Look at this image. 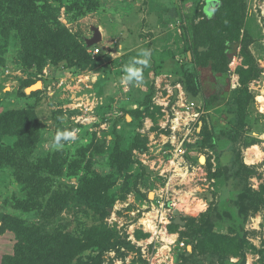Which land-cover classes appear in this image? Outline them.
Instances as JSON below:
<instances>
[{"label":"rangeland","instance_id":"rangeland-1","mask_svg":"<svg viewBox=\"0 0 264 264\" xmlns=\"http://www.w3.org/2000/svg\"><path fill=\"white\" fill-rule=\"evenodd\" d=\"M149 2L173 4L0 0V264L27 253L37 264H219L218 253L264 264V0L182 3L197 16L192 62L181 49L180 68L213 61L238 87L212 115L237 129L221 157L205 142L201 103L160 78L161 65L137 64L140 84L123 79L151 49L126 30ZM64 131L75 140L56 145ZM174 136L186 140L184 157ZM228 203L240 219L248 212L244 241ZM216 209L225 221L209 228L202 218ZM184 238L185 248L170 246Z\"/></svg>","mask_w":264,"mask_h":264},{"label":"crops","instance_id":"crops-1","mask_svg":"<svg viewBox=\"0 0 264 264\" xmlns=\"http://www.w3.org/2000/svg\"><path fill=\"white\" fill-rule=\"evenodd\" d=\"M169 2L173 3L172 5H168L167 10H164V4H161V8L159 9L157 6H155V4H153V2H149L146 5V9H144V16L142 15V13H140V18H136V21L139 23H135L136 21L134 20H130V25L128 23L126 30L128 31L129 29H131V31H133L134 35H136L135 37H139L142 40L141 44H146L147 48H149V46H151V49H149L150 55L149 58L147 60L152 61V64H159L162 66L161 70V75L160 78H167V79H171L174 81H176L177 83V89L180 90V92L183 94V91H186L185 89V76H184V69H181L180 67L183 68V65H181V63L179 62L180 60L178 59V54L181 55V49H185L186 51V42L183 38L182 35V26H185V21H184V17L186 15V12L183 11L182 8V2L180 0H169ZM167 6V4L165 5ZM180 6L182 8L181 13L178 14L177 12V7ZM170 8V9H169ZM211 8V7H210ZM209 8V9H210ZM216 8H217V4H216ZM215 7H212L210 10H214L216 9ZM191 13V11L189 12V14ZM146 20V21H144ZM133 24H138L137 26H132ZM111 27V25H110ZM143 31H148L149 34L146 35L144 34ZM143 37L148 38V37H153L151 41L149 42H144V40L142 39ZM177 37V38H176ZM144 38V39H145ZM103 40V38H102ZM116 41H114L113 44H115ZM128 50H133L134 47L136 46L135 44H131L128 43ZM170 44L174 45V46H170ZM189 44V43H187ZM98 46H100V44H96ZM144 48H146V46H143ZM136 49V48H135ZM192 49V48H190ZM114 51L116 50V48L113 49ZM187 52V51H186ZM102 53V52H101ZM187 59L189 58V60L192 62L191 58H192V54L191 52H187ZM133 56L130 55L128 58H132ZM188 60V61H189ZM260 64L262 63V65H264L263 61L261 59H258ZM151 63V62H150ZM149 63V64H150ZM260 64H258L260 66ZM264 67V66H263ZM199 70H201L202 73V79L203 81H206L211 78V80L213 79V77L211 76V74L207 71V73L203 70L204 68L201 67H197ZM196 68H193V70ZM216 69V68H215ZM217 70V69H216ZM219 71V70H217ZM264 75V73H262ZM237 82V79H235ZM229 82H230V88H229V93L227 96V100L226 103H224V105L219 106L217 108L211 109L209 111H206L204 108V102H203V98H202V94H199L197 99H191V97H189V99L193 100V101H197L201 103V107L202 110L205 114V116L207 115L206 121L208 123V125L211 127H215L218 126L216 125L214 122L219 123V121H221L220 119L216 118V116H212L213 114L216 115V112H218L219 110L222 109V107H224L225 105H227L228 100H230L231 95L233 94L234 90H238V87H234L232 85V90H231V79H230V75H229ZM260 83V82H258ZM233 84V81H232ZM207 86L209 87V84L207 83ZM187 94V93H186ZM259 99V95L257 96V101ZM192 101V102H193ZM260 105V103H259ZM212 116V117H211ZM219 120V121H218ZM222 123V121H221ZM220 124V123H219Z\"/></svg>","mask_w":264,"mask_h":264},{"label":"trees","instance_id":"trees-1","mask_svg":"<svg viewBox=\"0 0 264 264\" xmlns=\"http://www.w3.org/2000/svg\"><path fill=\"white\" fill-rule=\"evenodd\" d=\"M183 5H189L192 0H180ZM182 8L180 6L177 7L178 14L181 13ZM196 10V8H195ZM197 16V12L195 13L194 10H191L190 14H186L184 17L185 26H182V35L186 42V51L192 52V50L189 47L188 42V31L193 30V21L194 17ZM187 25V26H186ZM99 47L98 45H94L90 47L92 50ZM91 55V54H90ZM100 56V55H99ZM98 56V57H99ZM189 60V58L187 59ZM201 68H204L203 70H208V72L211 74L213 79L209 78L206 81H203L202 79V73L201 70L198 68L186 70L184 72L185 76V84L187 83L186 78L188 79V87L187 84L185 85L186 92L189 94L191 99H197L199 94H202V98L204 99V108L206 111H209L211 109L217 108L219 106L224 105L227 100V96L229 93L230 88V82H229V74L227 72H219L215 69V62L210 61L207 66H199ZM207 73V71H205ZM207 83L209 84V87L207 86ZM207 115L203 117V124L206 132H204L207 135L206 143L211 139L212 149L214 152L221 157L223 154V149L227 147L230 143H232L235 134L237 132V129L231 128L226 123H221L218 126L210 127L206 121ZM215 133V134H214ZM211 144V143H210ZM232 168L235 169V162H231ZM223 212H226V216L228 217L229 221H231V228L241 235V239L244 241L246 239V233H245V220L247 219L248 212L244 210V212H241L242 218L240 219L237 214L235 213L234 209L230 207L229 203L224 206ZM226 217V218H227ZM242 220V221H241ZM225 221V216L223 213L220 212L219 209H216L213 213L211 210L209 213L204 214L202 218V223H205V226L209 228H213L216 225L221 226L222 223ZM30 232L29 230L27 231ZM183 241L187 243V245L190 242V238H184ZM220 255V261L219 264H235L230 261V259L224 257L221 253H218ZM31 253H27V255L24 257L20 256L19 258L16 257L17 261H15L14 257L9 260V264H37V262H34L31 257ZM22 259V260H20ZM49 260H52L51 257H48L44 259V261L48 262ZM242 264H245L243 261Z\"/></svg>","mask_w":264,"mask_h":264},{"label":"clouds","instance_id":"clouds-1","mask_svg":"<svg viewBox=\"0 0 264 264\" xmlns=\"http://www.w3.org/2000/svg\"><path fill=\"white\" fill-rule=\"evenodd\" d=\"M92 47V46H91ZM142 55L145 57L143 60L133 59L132 62L124 67V72L126 75L123 79L128 83L140 84L143 81V74L141 69L137 68V64H143L145 67L148 65L147 57L149 53L144 51ZM75 133L71 131L58 132L54 137V142L59 145L62 140L72 141L75 140Z\"/></svg>","mask_w":264,"mask_h":264},{"label":"built area","instance_id":"built-area-1","mask_svg":"<svg viewBox=\"0 0 264 264\" xmlns=\"http://www.w3.org/2000/svg\"><path fill=\"white\" fill-rule=\"evenodd\" d=\"M90 54L93 56V58H97L100 54H101V49L99 48V47H97V48H95L94 50H91L90 51ZM182 98V97H181ZM182 104V108H184V109H192V108H194L195 109V102H188L187 100L185 101L183 98H182V102H181ZM202 105L200 104V106H197L199 109H201V111H202V107H201ZM197 110V109H196ZM197 113L196 114H193V116H194V118H196V117H199L200 116V114H199V111H196ZM171 143L173 144V145H176V144H178V143H180V147H178L177 149H176V152H178L179 153V155L181 156V157H184V155H185V150L182 148V146L184 145V143L186 142V140L185 139H183V140H181V137H176V136H174V137H172L171 139ZM170 242H172V241H169V243ZM186 245H187V243L185 242V241H182L181 242V244L179 245V243L177 242V240H175V242H173V243H171V247L173 248H175V246H179L180 248H185L186 247ZM170 248V247H169ZM171 248V249H172ZM166 260V259H165ZM164 260V261H165ZM164 264H170V263H166V262H164Z\"/></svg>","mask_w":264,"mask_h":264},{"label":"water","instance_id":"water-1","mask_svg":"<svg viewBox=\"0 0 264 264\" xmlns=\"http://www.w3.org/2000/svg\"><path fill=\"white\" fill-rule=\"evenodd\" d=\"M101 40H102V34H101V32H100L99 29H96V30H95V36H94V38L90 41V43H89V47L94 46V45L100 43ZM177 222H179V220H177Z\"/></svg>","mask_w":264,"mask_h":264},{"label":"bare ground","instance_id":"bare-ground-1","mask_svg":"<svg viewBox=\"0 0 264 264\" xmlns=\"http://www.w3.org/2000/svg\"><path fill=\"white\" fill-rule=\"evenodd\" d=\"M261 101H262V99H261Z\"/></svg>","mask_w":264,"mask_h":264}]
</instances>
